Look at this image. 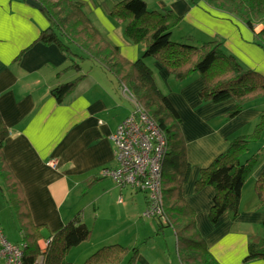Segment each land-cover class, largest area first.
<instances>
[{
  "label": "crops",
  "instance_id": "1",
  "mask_svg": "<svg viewBox=\"0 0 264 264\" xmlns=\"http://www.w3.org/2000/svg\"><path fill=\"white\" fill-rule=\"evenodd\" d=\"M77 1L84 4L94 25L119 48L125 59L135 62L144 55L146 46L128 42L124 26L111 15L113 6L124 0ZM146 1L152 10H171L182 18V25L172 37L176 35L180 41L191 36L196 43L219 40L227 54L264 76V50L254 43V32L238 19L211 8L205 0H199L198 4L190 0ZM48 25L42 11L23 0L0 2V113L9 130L3 152L23 189L32 220L53 234L81 213L82 221L93 234L89 241L67 255V259L80 257L78 261L72 260L75 264L86 261L108 245L133 248L145 239V248L153 250L149 247L151 242L158 240L165 229L159 231L156 219H150L152 223H147L144 235L136 228L135 204L141 205L142 218L147 207L146 195L142 192L143 197H139V192L121 188L110 178L101 176L104 169L118 166L112 135L133 113V94L104 68L87 60L82 62L80 71L69 68L71 58L57 45L37 42ZM263 28L258 25L255 33ZM145 63L154 71L158 86L182 120L192 166L190 178L183 187L184 196L196 212L197 228L210 253L220 264H264L262 259L245 262L249 244L264 238V205L255 192V182L264 172V144L255 151L260 153V158L243 186L238 218L228 212L213 224L210 211L215 190L210 186L196 189L201 171L226 152L231 141L254 132L264 115V100L248 105L238 116L227 119L235 101L204 102L199 95L206 85L200 73L178 82L154 59L145 58ZM80 75L86 77L63 104H58L51 90ZM88 179L93 181L91 186H86ZM125 190H129L128 198ZM120 196L123 203L118 201ZM1 197L11 214L10 219L5 218L0 209L3 233L11 243H23L16 213L2 190ZM2 205L3 201L0 208ZM89 208L93 210L91 225L87 221ZM107 213L109 216L104 217ZM101 220L106 225L117 221L121 224L113 232L98 233ZM132 227L136 228L135 232H131ZM12 228L17 231L15 236ZM172 236L175 264H181L174 230ZM45 241H39L41 249ZM169 245L165 244L161 250L171 254ZM144 250L140 249L135 264H172L170 256L164 261L156 260Z\"/></svg>",
  "mask_w": 264,
  "mask_h": 264
},
{
  "label": "trees",
  "instance_id": "2",
  "mask_svg": "<svg viewBox=\"0 0 264 264\" xmlns=\"http://www.w3.org/2000/svg\"><path fill=\"white\" fill-rule=\"evenodd\" d=\"M34 1L39 4L49 24L37 42L57 45L71 58L69 68L74 70L80 71L82 62L86 60L104 68L134 95L164 136L166 151L161 173L164 215L156 221L159 231L166 228L174 230L181 264H220L210 253L197 228L196 212L184 196L183 187L190 178L192 166L181 127L182 120L158 86L154 71L145 63V58H152L161 64L178 82L200 73L206 85L199 95L204 102L235 101L227 119L235 118L248 105L264 100V76L245 68L227 54L219 40L196 43L191 36L182 41L173 39L172 34L182 25V18L171 10H152L146 0H124L114 5L111 11L114 20L124 26L126 40L133 45L146 46L144 55L135 62L125 59L119 48L94 25L82 2ZM190 1L192 4L199 2ZM205 1L211 8L231 15L247 26L255 34L254 43L264 50V28L255 33L258 25L264 26V0ZM85 77L80 75L53 88L51 94L58 104H63ZM8 136L9 130L0 113V190L7 195L23 233V264H75L67 260V255L91 239L92 229L82 221L81 213L53 234H49L45 226L34 224L23 189L4 156L3 148ZM263 138L264 115L251 135L235 138L226 152L201 171L196 181L197 191L207 186L215 190L210 211L213 224L228 212L233 214V218L240 215L242 189L260 153H254L251 158L245 157L250 152V145L261 142ZM85 182L86 186L93 183L90 179ZM255 192L260 204L264 205V172L255 182ZM42 239L50 240L44 251L38 244ZM140 249L141 244L133 248L120 244L104 246L82 264H135ZM257 259L264 260V238L249 244L245 262Z\"/></svg>",
  "mask_w": 264,
  "mask_h": 264
},
{
  "label": "built area",
  "instance_id": "3",
  "mask_svg": "<svg viewBox=\"0 0 264 264\" xmlns=\"http://www.w3.org/2000/svg\"><path fill=\"white\" fill-rule=\"evenodd\" d=\"M131 97L135 110L112 135L118 166L104 169L101 176L112 179L121 188L144 192L147 207L143 217L158 218L164 215L161 173L166 141L143 106ZM118 201L123 203V197ZM49 243L50 240L45 241L43 251ZM24 248V243H11L0 226V264H23Z\"/></svg>",
  "mask_w": 264,
  "mask_h": 264
},
{
  "label": "rangeland",
  "instance_id": "4",
  "mask_svg": "<svg viewBox=\"0 0 264 264\" xmlns=\"http://www.w3.org/2000/svg\"><path fill=\"white\" fill-rule=\"evenodd\" d=\"M173 39H176V35L175 36H173ZM177 40V39H176ZM179 40V39H178ZM182 41V40H181ZM256 72H258V71H256ZM260 101H262V100H258V101H256L255 103H257V102H260ZM254 103V104H255ZM134 110H135V106H134ZM264 144V138L261 140V142H254L253 144H251L250 145V152L246 155V157H245V159L248 157V158H251L252 157V155L255 153V151H256V149L258 148V147H260V146H262ZM244 159V160H245ZM255 167V166H254ZM110 181H112L115 185H118L115 181H113L112 179L110 180ZM127 189H129V188H127ZM124 194H126V198H128V196H129V190H125V192H124ZM138 196L139 197H143V194H142V192H139V194H138ZM137 196V197H138ZM74 200H76V199H74ZM82 200H83V198H82ZM84 200H87V198H85ZM3 201V205H2V207L0 208V209H2L1 210V214H2V216H5V218H8L9 217V219H10V217H11V214H10V211L6 208V206H5V204H4V199H3V197H1L0 198V202H2ZM135 207H137L136 209H138L137 210V227L136 228H138V231H143V235L146 233V230H147V223H152V221H150V219L151 220H154V219H156V218H145V217H143V213H142V218L140 217V212H141V205H138V204H135ZM92 216H93V210H92V208H89V210H88V216H87V221L89 222V224L91 225L92 224ZM104 217H107V216H109V214L107 213V214H105V215H103ZM91 220V221H90ZM120 224L121 223H119L118 221L117 222H111L110 224H108V225H106V221H104V220H101V222H99L98 223V233H106V232H113V231H115V230H117V228H119V226H120ZM136 228L135 227H132V231L131 232H135L136 231ZM12 230V232H13V235L15 236V234L17 233V231L15 230V228H12L11 229ZM165 231V235L164 234H162L161 236H160V238L158 239V240H156V241H152L151 242V244H150V246L149 247H152V249L153 250H151V248H150V250L148 249V248H145V239L143 240V243H141V248L142 249H145L144 251L146 252L147 250V254L146 255H148V256H152V258H154V259H156V260H158L159 258H162V260L164 261L168 256H170L171 257V262H172V264H175V258H176V248L172 245L173 244V230H168V229H165L164 230ZM7 234H9L8 233V231H7ZM149 234H151V233H149ZM148 234V235H149ZM133 235V234H132ZM147 235V236H148ZM100 236V235H99ZM11 239V238H10ZM125 242V241H124ZM167 243H170V245L168 246L169 247V249H170V252H171V254L168 252V254L166 253V250H161V249H163L164 248V246H165V244L167 245ZM144 245V246H143ZM46 250V249H45ZM80 258V257H79ZM79 258H77V259H72V256L70 257V258H68L67 260L69 261V262H71L72 260H74V261H78L79 260ZM74 261H72L71 263H73ZM83 262H85V261H81V263H78V264H82ZM75 263V262H74Z\"/></svg>",
  "mask_w": 264,
  "mask_h": 264
},
{
  "label": "water",
  "instance_id": "5",
  "mask_svg": "<svg viewBox=\"0 0 264 264\" xmlns=\"http://www.w3.org/2000/svg\"><path fill=\"white\" fill-rule=\"evenodd\" d=\"M27 3L29 5H31V6H33V7H36L38 9H41L40 6H39V4L36 1H34V0H27Z\"/></svg>",
  "mask_w": 264,
  "mask_h": 264
},
{
  "label": "snow or ice",
  "instance_id": "6",
  "mask_svg": "<svg viewBox=\"0 0 264 264\" xmlns=\"http://www.w3.org/2000/svg\"><path fill=\"white\" fill-rule=\"evenodd\" d=\"M0 2H2V0H0Z\"/></svg>",
  "mask_w": 264,
  "mask_h": 264
}]
</instances>
